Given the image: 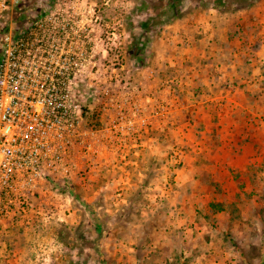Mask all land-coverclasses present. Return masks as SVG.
Masks as SVG:
<instances>
[{
    "label": "rangeland",
    "instance_id": "1",
    "mask_svg": "<svg viewBox=\"0 0 264 264\" xmlns=\"http://www.w3.org/2000/svg\"><path fill=\"white\" fill-rule=\"evenodd\" d=\"M154 2L21 0L0 16V41L46 15L78 24L97 67L95 90L80 88L96 141L34 211L0 225V264H127L130 253L137 264H264V161L251 165L254 178L223 163L213 123L241 90L264 100V32L253 18H264V0L238 10L181 0L161 24ZM119 111L121 126L106 129Z\"/></svg>",
    "mask_w": 264,
    "mask_h": 264
},
{
    "label": "built area",
    "instance_id": "2",
    "mask_svg": "<svg viewBox=\"0 0 264 264\" xmlns=\"http://www.w3.org/2000/svg\"><path fill=\"white\" fill-rule=\"evenodd\" d=\"M20 1L0 0V16ZM79 32L46 15L1 36L0 225L34 211L53 182L70 178L73 158L96 141L80 95L81 86L95 90L96 53L89 34ZM123 118L119 111L106 129Z\"/></svg>",
    "mask_w": 264,
    "mask_h": 264
},
{
    "label": "crops",
    "instance_id": "3",
    "mask_svg": "<svg viewBox=\"0 0 264 264\" xmlns=\"http://www.w3.org/2000/svg\"><path fill=\"white\" fill-rule=\"evenodd\" d=\"M251 10L254 11L253 14H259L258 8L253 7ZM253 18L255 21L260 20L262 22L261 27L264 32V18H258L257 15H254ZM255 21L254 23H256ZM262 45L264 46V43ZM237 94H233L231 99H229L235 100V102L228 109L222 110V113H218V120L213 122L218 123L216 127L220 125L221 136L223 138L220 139V142H218L219 146L217 145V147L224 153V157L222 156V159H220L223 163H227L230 166L234 164L235 170L245 176V178H254L256 177L254 173L255 169L251 165L264 161V100L260 101L255 97L254 93H244V90L237 92ZM218 96L223 97L225 95L219 93ZM222 103H224V98ZM250 111L252 112V119L246 116L247 113L250 114ZM233 148H236V151ZM232 151H235L233 154L236 156L230 155ZM232 156H234L233 158L237 157V159H232ZM241 159H244V162ZM223 172L224 176H229L226 173H230L231 168H224ZM181 242V240L178 241L177 239L171 240L170 245H172V249H175V251H184V243ZM183 255V257H186L187 254ZM137 257V255L130 253L125 260L128 261L127 264H137ZM167 260H170V258H165V261ZM183 260L181 258L178 264H182ZM188 264L194 263L189 262Z\"/></svg>",
    "mask_w": 264,
    "mask_h": 264
},
{
    "label": "trees",
    "instance_id": "4",
    "mask_svg": "<svg viewBox=\"0 0 264 264\" xmlns=\"http://www.w3.org/2000/svg\"><path fill=\"white\" fill-rule=\"evenodd\" d=\"M179 1H181V0H155V2L153 4L157 3V5L162 9V12L158 13V15H157L158 19H159V15L165 16L164 21L162 19L161 20L159 19V21H158L159 24L166 22V21L178 16L179 11H180V2ZM257 1L258 0H209L211 5L215 8H224V9L232 8L233 10H238L241 8L249 7L252 4L256 3ZM153 6H155V5H153ZM147 7H148V5L144 1V2H141V4L137 6V9L142 10V9H146ZM147 20H148L147 17H145L138 22V24L142 28V30L144 29L143 30L144 32L142 33L144 38L149 34L148 33L149 31L147 29V27H148V21ZM158 23H157V26L159 25ZM134 44H135V47H136L139 54H140V52H142L141 50H143L145 48V43L142 41H139L138 43H134ZM136 55H137V53H136ZM140 60H143V59L141 58ZM140 62H143V61H140ZM86 112H87V107L84 106V114H86ZM233 245H235V243H233Z\"/></svg>",
    "mask_w": 264,
    "mask_h": 264
},
{
    "label": "flooded vegetation",
    "instance_id": "5",
    "mask_svg": "<svg viewBox=\"0 0 264 264\" xmlns=\"http://www.w3.org/2000/svg\"><path fill=\"white\" fill-rule=\"evenodd\" d=\"M75 26H79L78 24H75ZM93 36H94V34H93ZM93 40H94V38H93Z\"/></svg>",
    "mask_w": 264,
    "mask_h": 264
}]
</instances>
